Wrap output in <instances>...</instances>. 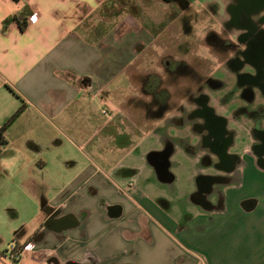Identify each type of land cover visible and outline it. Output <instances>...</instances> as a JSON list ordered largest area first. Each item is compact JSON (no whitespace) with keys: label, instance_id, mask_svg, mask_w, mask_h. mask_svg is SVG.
I'll return each instance as SVG.
<instances>
[{"label":"crops","instance_id":"crops-1","mask_svg":"<svg viewBox=\"0 0 264 264\" xmlns=\"http://www.w3.org/2000/svg\"><path fill=\"white\" fill-rule=\"evenodd\" d=\"M110 1L0 0V127L23 106L0 155V221L3 199L15 215L10 201L18 177L27 206L40 199L32 227L17 229L6 215L0 227L16 245L33 242L34 252L17 263L0 252V264H264V167L253 148L257 138L249 134L233 152L235 131L226 155L240 164L232 170L214 166L220 158L203 146L191 122L163 118L174 110L154 102L151 73H136L153 94L142 86L124 98L119 127L131 131L115 133L100 106L114 82L133 80L129 72L150 39L133 18L118 16L114 23ZM24 9L25 30L13 22L2 33L3 22ZM173 127L178 136L169 135ZM65 144L83 164L58 153L62 163L50 167L51 177H39L48 167L44 153ZM178 151L195 183L184 195L175 186ZM207 179L211 184L202 186ZM54 221L58 225H47Z\"/></svg>","mask_w":264,"mask_h":264},{"label":"rangeland","instance_id":"rangeland-1","mask_svg":"<svg viewBox=\"0 0 264 264\" xmlns=\"http://www.w3.org/2000/svg\"><path fill=\"white\" fill-rule=\"evenodd\" d=\"M186 1L190 7L184 13H182L181 5L165 0L110 1V11L113 15L112 20H114V23L118 16L133 18L139 23L141 29L145 31L147 38L150 40L145 45V51L139 58L140 61L129 72L133 75V80L127 81L126 77L122 81L119 79L114 82L111 94L107 97L108 101L104 105L100 106L98 99L94 100L93 103L98 107L100 106L101 109L104 108V113L108 111L107 116L110 115L113 119L115 133L124 131L130 133L131 129L129 127L123 129L119 127L120 121L124 118L120 114V108L126 96H134L137 93V89L138 92L142 89L143 80L140 81V74L139 80H137L136 73H144V75L145 73H151L161 78L162 84L160 87L168 92V104L171 106V110H174L170 114H164V119L169 115L183 116V112H180L179 108H183L185 111L191 110L192 107L190 106V101H188L190 96L195 93L196 88L203 83L206 76H213L217 80L222 81L225 86L219 90L209 89L210 91H208L204 89V92L210 97V105L215 109L216 114L222 115L230 121L228 127L237 132V143L245 141L250 136L249 121H247L245 116H241L238 120L237 115L234 117L235 112L243 105L239 93L234 88L232 77L224 70L218 69L220 66L218 53L213 49H208L209 47L206 46L205 42L207 31L219 34L220 22L222 23L224 18L223 11L229 4V0ZM214 48H216V45H214ZM167 60L183 61L189 65L188 70L190 71L187 73L189 75L180 74L176 77H169L164 66ZM194 74H199L198 81L197 78L193 77ZM257 97L260 98V96ZM257 101L263 100L258 99ZM131 113L136 114L135 112ZM100 116L101 112H98V115L93 116V120L97 121ZM130 118L134 119L133 115H130ZM187 129L186 132L182 130L180 134L189 133ZM178 130L175 127L171 128L169 135L178 136ZM240 145V143L237 144V146L232 148V151L239 152L242 149ZM58 153H62L63 156L81 158L69 144H65L58 149L47 150L44 153L47 156L43 160L47 162L48 167L39 174V177L45 180L51 177L49 173L50 167L54 164L62 163V157ZM186 160L188 159L185 155L179 151L173 156V161L175 162L174 172L177 176L175 186L179 195H184L186 190L189 191L191 188H195L194 179L189 177V165ZM80 162L83 164L82 159H80ZM20 182L21 177H18L16 179V193L10 201L15 215L9 214L6 210L7 205L5 206L4 199L2 198L3 200H1V228L5 226L3 223L5 215L18 229L22 224H26L27 228L32 227L40 214L39 197L35 198L33 207H28L25 197L20 191ZM55 190L56 187L52 186L51 189H47V192L52 196ZM8 219L6 220L9 221ZM27 238H23V241ZM14 240L15 237L11 233L7 232L0 235V252H5L4 254L7 255L6 251L15 242Z\"/></svg>","mask_w":264,"mask_h":264},{"label":"flooded vegetation","instance_id":"flooded-vegetation-1","mask_svg":"<svg viewBox=\"0 0 264 264\" xmlns=\"http://www.w3.org/2000/svg\"><path fill=\"white\" fill-rule=\"evenodd\" d=\"M165 1L181 5L182 13L189 10L190 7L186 0ZM223 15V22H220L218 29L219 34L207 31L206 46L218 53L220 59L218 69L224 70L234 81V88L239 93L243 104L235 112L234 117L237 115L238 120L241 116H245L249 121V125H251L249 134L258 139L253 148L255 152L262 155L259 164L264 167V0H229ZM164 66L169 77H176L180 74L189 75L187 73L190 71L188 70L190 66L183 61L167 60ZM194 75L193 77L198 81L199 74ZM152 76L153 79L148 81L152 82L153 80L154 84L157 83L158 86L156 92L153 91L154 100L157 106L163 110L165 105L157 97L158 92H161V78L154 74ZM148 81L144 84L145 92H151ZM224 86L222 81L213 76H206L203 83L196 88L195 93L188 100L192 109L185 111L183 108H179L183 112L179 121L185 119L187 122H191L195 131L202 133L203 146L208 149L209 153H214L220 158L214 166L232 170L240 164L236 157L226 155V150L231 146L235 131L228 130L230 121L226 117L216 114L215 109L210 105L209 95L204 92V89L219 90ZM258 99L263 101H257ZM169 151L170 147L167 146V149L160 154L159 160L164 162ZM211 182V179H207L201 182V185L207 187ZM56 224V221L53 224L47 223L49 227ZM47 262L55 263V260L48 257Z\"/></svg>","mask_w":264,"mask_h":264},{"label":"trees","instance_id":"trees-1","mask_svg":"<svg viewBox=\"0 0 264 264\" xmlns=\"http://www.w3.org/2000/svg\"><path fill=\"white\" fill-rule=\"evenodd\" d=\"M14 1H17V0H14ZM28 15H29V11H27V9H24L18 15H13L12 17H9L8 19H6L3 22V24H2V33H4L6 31L7 26L10 23H13V22H15L16 24H18V26H19V28H20L21 31L25 30L26 23H27V16ZM150 79H153V76L152 75L149 76L147 80H150ZM154 86L155 87L153 89L155 91V90L158 89L157 88L158 87L157 86V83ZM143 89H144V86H143ZM145 94H153V93L145 92ZM154 97H155V94H154ZM157 97L165 105L164 108H163V110L167 109L168 106H169V104H168V92L165 89H161V92L160 93L158 92ZM154 102H155V100H154ZM22 111H23V106H20L16 110V112L0 127V155L2 154L5 146L7 145V140H6V137H5L6 130L16 120V118H18V116L21 114Z\"/></svg>","mask_w":264,"mask_h":264},{"label":"built area","instance_id":"built-area-1","mask_svg":"<svg viewBox=\"0 0 264 264\" xmlns=\"http://www.w3.org/2000/svg\"><path fill=\"white\" fill-rule=\"evenodd\" d=\"M35 249L33 242H26L22 245H16L15 243L11 244L6 251V256L14 263L19 262L24 255L33 253Z\"/></svg>","mask_w":264,"mask_h":264}]
</instances>
